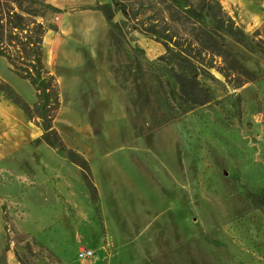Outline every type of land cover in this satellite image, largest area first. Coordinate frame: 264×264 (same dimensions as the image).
I'll use <instances>...</instances> for the list:
<instances>
[{"label": "rangeland", "instance_id": "374dc122", "mask_svg": "<svg viewBox=\"0 0 264 264\" xmlns=\"http://www.w3.org/2000/svg\"><path fill=\"white\" fill-rule=\"evenodd\" d=\"M216 1L243 37L217 39L225 60L196 57L210 101L183 116L172 63L161 58L164 44L194 58L208 45L190 33L215 27L198 1V21L174 29L188 8L182 0H118L127 12L114 10L121 33L110 37L108 27L94 59L69 48L87 43L85 20L45 14L54 30L43 61L63 87L53 127L97 178L101 222L87 190L77 191L79 169L36 145V127L0 95V264H264V19ZM0 79L35 102L3 58ZM58 172L73 191L56 186ZM81 251L93 256L79 259Z\"/></svg>", "mask_w": 264, "mask_h": 264}, {"label": "trees", "instance_id": "16d2710c", "mask_svg": "<svg viewBox=\"0 0 264 264\" xmlns=\"http://www.w3.org/2000/svg\"><path fill=\"white\" fill-rule=\"evenodd\" d=\"M172 4L181 7L179 0H169ZM188 8L183 10V21L178 19L171 21L174 29L181 27L185 29V22L190 18L198 21L201 14L193 8V0H182ZM215 24V27L207 31L196 27L190 33L195 41L208 43L201 45L196 50L195 58L190 56L188 50L178 49L173 52L166 44V55L161 59H169L172 63L171 78L176 86L177 99L181 107L178 116L202 107L210 101L208 90L196 79V63L202 56L218 57L227 59L228 52L223 44H218L217 39L224 35L226 37L242 39V31L234 25L231 19L223 12L216 0H196ZM110 4L96 7L104 17L112 37L113 32L120 35L119 26L113 23L114 10L127 18L125 7L118 0H110ZM59 14L60 12L45 3L44 0H0V58H3L11 73L21 80L26 81L33 91L35 102L29 105L15 90L0 79V95L19 109L23 116L35 127L41 130V135L35 140L36 145L43 144L62 155L68 162L77 167L89 198L95 207L96 214L101 222L99 211V195L95 187L91 169L87 160L78 152L69 149L63 143L61 137L53 127V121L60 106V89L56 77L46 68L43 56V40L46 33L54 30L51 24L45 22V14ZM221 39V38H220ZM171 41V38H168ZM174 48L179 47L173 44ZM240 69V68H239ZM241 72L247 74L241 68ZM139 94V86L136 88ZM148 99V98H147ZM139 97L132 101L135 109L138 106ZM174 118H171V120ZM154 126H162L169 121L154 122ZM103 229V228H102ZM104 233V229H103Z\"/></svg>", "mask_w": 264, "mask_h": 264}, {"label": "crops", "instance_id": "0c3cea01", "mask_svg": "<svg viewBox=\"0 0 264 264\" xmlns=\"http://www.w3.org/2000/svg\"><path fill=\"white\" fill-rule=\"evenodd\" d=\"M44 1H45V3L50 5L51 7L57 9L59 12H72L73 18L83 19L86 21L84 23V29H87L89 31L88 32V39L86 38L87 43L83 44V45L77 44L76 46L71 43L69 48L70 49H76V50H82L83 52H86V53L88 52L86 54V57L88 54H90L91 57L94 59V56H95L94 48H96V46H98V49H97L98 51L103 49L104 43L106 42V36L108 34V25H107L104 17L102 16V14L98 10H96V7L99 5L110 4L111 3L110 0H44ZM253 1L254 0H234V3H237L239 5H244V7L246 8L247 11L251 10L249 18H253L257 23H260L264 19V0H259V2L257 3L258 6H256V5L253 6V4H251V3H254ZM47 33L44 37V39H46V40H47ZM45 43L43 40V48H44ZM88 46L92 47L93 49L91 51L86 50ZM54 49H56V47H54ZM97 64H99V62H97ZM99 67H100V65H99ZM52 74L56 77V79L58 81L59 77H57L54 73H52ZM108 81H109L110 88L113 90L112 94H114V89L111 85V82L109 79H108ZM58 84H59L60 96H61V92L63 91V87H60L59 82H58ZM98 91H99V95L101 93L106 94V92H105L106 90L102 89L100 86H99ZM36 129L38 130L37 136L39 137L41 135V130L38 129L37 127H36ZM95 179L97 181V178H95ZM96 181L94 182V184H95V187L98 191L99 196L101 197L102 189ZM56 183H57L56 186L59 188L65 187L67 190L73 191L72 184L67 181V178L61 172L57 173ZM84 188L85 187H84V184L82 182L81 186L77 187V191H79V192L83 191L85 193Z\"/></svg>", "mask_w": 264, "mask_h": 264}, {"label": "built area", "instance_id": "2783aa9c", "mask_svg": "<svg viewBox=\"0 0 264 264\" xmlns=\"http://www.w3.org/2000/svg\"><path fill=\"white\" fill-rule=\"evenodd\" d=\"M93 256V254L91 252H87V251H81L79 254H78V258L79 259H89Z\"/></svg>", "mask_w": 264, "mask_h": 264}, {"label": "bare ground", "instance_id": "6f19581e", "mask_svg": "<svg viewBox=\"0 0 264 264\" xmlns=\"http://www.w3.org/2000/svg\"><path fill=\"white\" fill-rule=\"evenodd\" d=\"M45 42V41H44Z\"/></svg>", "mask_w": 264, "mask_h": 264}]
</instances>
